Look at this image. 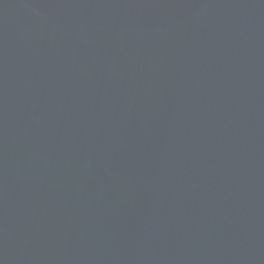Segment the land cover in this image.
Segmentation results:
<instances>
[{
    "label": "water",
    "instance_id": "obj_1",
    "mask_svg": "<svg viewBox=\"0 0 264 264\" xmlns=\"http://www.w3.org/2000/svg\"><path fill=\"white\" fill-rule=\"evenodd\" d=\"M0 264H264V0H0Z\"/></svg>",
    "mask_w": 264,
    "mask_h": 264
}]
</instances>
